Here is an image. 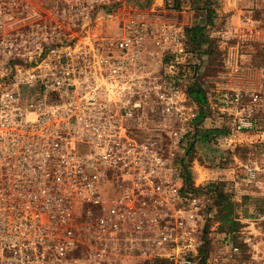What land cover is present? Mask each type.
<instances>
[{"label": "built area", "instance_id": "1", "mask_svg": "<svg viewBox=\"0 0 264 264\" xmlns=\"http://www.w3.org/2000/svg\"><path fill=\"white\" fill-rule=\"evenodd\" d=\"M148 1L0 0V264H103L110 245L137 239L141 256L195 264L201 200L181 194L182 171L133 129L149 108L194 118L179 84L190 26ZM247 17L260 39L263 20ZM205 30L223 43L233 33L227 22ZM224 89L228 111L241 95ZM191 132L172 131V146Z\"/></svg>", "mask_w": 264, "mask_h": 264}, {"label": "rangeland", "instance_id": "2", "mask_svg": "<svg viewBox=\"0 0 264 264\" xmlns=\"http://www.w3.org/2000/svg\"><path fill=\"white\" fill-rule=\"evenodd\" d=\"M213 1L210 0V9ZM151 3L162 5L166 11L194 12L191 0H180V7L175 10L167 8L164 0L163 3L159 0L147 2ZM233 15L232 11L225 12L215 15L211 21L213 26L227 22L232 27L233 33L224 43L206 30L193 38L191 31L201 28L203 25H198L201 23L186 28L187 51L194 57H190L188 66L184 65L188 69L184 67L179 84L186 90L192 84L201 86L206 95L204 118L197 121L198 108L194 103V118L186 121L149 108L147 128H133L136 135L147 137L149 142L161 147L169 167L182 171L176 180L179 187L184 174L194 187L218 183L235 204L234 217L239 225L229 237L219 232L216 208L209 209L208 198L192 194L201 200L202 217L201 245L195 264H264V17H257L263 20V30L262 37L255 40L250 19L233 18ZM232 46L237 47L234 48L238 51L237 60L231 57ZM225 72L229 73V80L223 79ZM225 86L228 92L236 91L241 95L238 103L229 105L228 111L221 110V90H225ZM246 107L252 111H246ZM238 120L251 122V128L237 129ZM187 124L192 126L193 132L186 134L176 149L170 142V133ZM202 135L206 136V141H202ZM229 136L232 141L223 140ZM187 149H190L188 155ZM180 192L184 195L181 189ZM74 227L79 237L78 225ZM246 238H249L247 243L244 242ZM83 240L79 239L80 246L72 254L75 260L86 257V241ZM146 243L144 239L117 241L107 248L103 264H172L167 258L141 256L139 250L148 249ZM231 246L238 250L233 252ZM201 248L202 258L199 256Z\"/></svg>", "mask_w": 264, "mask_h": 264}, {"label": "trees", "instance_id": "3", "mask_svg": "<svg viewBox=\"0 0 264 264\" xmlns=\"http://www.w3.org/2000/svg\"><path fill=\"white\" fill-rule=\"evenodd\" d=\"M165 6L171 8L173 10L178 9L180 7V0H164ZM192 9L194 11L203 12L209 10L210 0H191ZM211 24V23H210ZM209 24V25H210ZM204 30L201 28H194L191 31L192 37L195 38L197 33H200ZM201 40L199 39V42ZM188 96L191 101L198 108V116L197 121H201L204 118V110L206 107V95L203 92L201 86L198 84H192L187 89ZM202 141H206V136L202 135ZM186 155L190 154V149L185 151ZM186 167H183L182 170L185 171ZM181 191L187 194H202L205 195L211 203L209 209L215 207L216 208V219L219 225V232L229 235L232 237L234 233L238 229V222L234 217V207L235 204L231 202L230 197L224 193V190L221 188V184L218 183H210L204 187H194L192 182H190L188 176L185 174L182 176V186ZM203 249L201 248L199 251V256L202 258Z\"/></svg>", "mask_w": 264, "mask_h": 264}, {"label": "crops", "instance_id": "4", "mask_svg": "<svg viewBox=\"0 0 264 264\" xmlns=\"http://www.w3.org/2000/svg\"><path fill=\"white\" fill-rule=\"evenodd\" d=\"M159 3H163V0H159ZM214 5L212 9L209 8L207 11L203 12H185L182 11L180 16V21L187 26H193L197 23L198 25H203L204 30L211 23L213 17L218 14H223L225 12H234L233 18L239 16L253 15L254 17H259L264 14V0H214ZM237 47L232 46L231 57L237 60L238 51L234 50Z\"/></svg>", "mask_w": 264, "mask_h": 264}, {"label": "flooded vegetation", "instance_id": "5", "mask_svg": "<svg viewBox=\"0 0 264 264\" xmlns=\"http://www.w3.org/2000/svg\"><path fill=\"white\" fill-rule=\"evenodd\" d=\"M147 128V123L145 124V126L143 127V129L145 130ZM142 139H147V137L144 136H140Z\"/></svg>", "mask_w": 264, "mask_h": 264}]
</instances>
